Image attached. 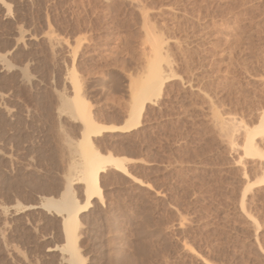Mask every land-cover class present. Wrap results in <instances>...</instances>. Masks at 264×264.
<instances>
[{"label":"rangeland","instance_id":"obj_1","mask_svg":"<svg viewBox=\"0 0 264 264\" xmlns=\"http://www.w3.org/2000/svg\"><path fill=\"white\" fill-rule=\"evenodd\" d=\"M154 27L174 76L138 128L93 137L129 161L80 216L84 264H264V185L242 198L264 175L244 149L264 114V0H0V264H71L42 206L80 160L70 78L97 123L121 126Z\"/></svg>","mask_w":264,"mask_h":264},{"label":"bare ground","instance_id":"obj_2","mask_svg":"<svg viewBox=\"0 0 264 264\" xmlns=\"http://www.w3.org/2000/svg\"><path fill=\"white\" fill-rule=\"evenodd\" d=\"M164 33L161 31L158 32L157 29L155 31V27L153 30L150 28L147 29V34L152 45L153 57H151L152 60H149L147 73L142 79L138 89H136V91L131 89L133 90L132 93H134L132 98L133 105L131 106L128 118L121 126L97 123L92 118V113L87 107L86 98L83 94V86L81 85L82 83L80 84L75 78H70L73 84L72 96L64 99V106L65 109L68 110L70 117L72 115L73 119L81 121L84 125L81 130L80 139L78 140L80 160L79 162L75 161L72 163V171L69 175L66 188L61 196L57 199L47 198L42 206L46 207L48 210L52 209L57 216L62 217V230L64 231L65 238V245L63 247L70 255L71 264H84L85 262L80 253V236L78 234L81 225L80 216L91 207L93 199L99 198V200H103L102 188L100 185L101 175L109 168H114L120 171V173H125L127 172L125 163L129 161L124 157L115 156L111 152H102L95 145L93 137L100 136L104 132H129L138 128L141 124V119L147 104L161 97L166 82L174 76L173 73H167V68H171L172 61L170 62L166 52L164 53ZM164 63L167 64V68L163 65ZM260 123L261 125L258 128L261 129L259 130L260 132L245 125L247 127L244 129L246 132H244L246 134L244 149L247 157H260L264 160V150L260 147L262 145H259V142L256 141L257 135L264 132V114ZM225 124L227 125V123ZM229 131L231 132V130ZM233 131L235 130L233 129ZM75 184L83 185L82 193L84 198L82 202L78 199L73 190ZM261 185H264V175L245 187L242 197L243 200L253 187Z\"/></svg>","mask_w":264,"mask_h":264},{"label":"trees","instance_id":"obj_3","mask_svg":"<svg viewBox=\"0 0 264 264\" xmlns=\"http://www.w3.org/2000/svg\"><path fill=\"white\" fill-rule=\"evenodd\" d=\"M25 2H26V3H29L30 0H25ZM14 12H15L17 18H19V17H20V13H19V11H18V7H17L16 5H15V7H14ZM61 20H62V23H59V22H56V21L53 19V24H54V26H55L58 30H60V31H64V27H63V25L66 24V21H65L63 18H61ZM29 26H30V25L28 24L27 27H29ZM77 28H78V27H77L76 25L72 24V25H71V28H70L69 30L74 32Z\"/></svg>","mask_w":264,"mask_h":264}]
</instances>
